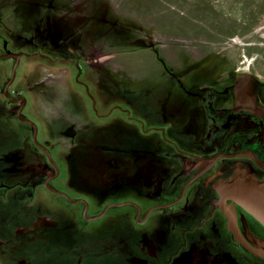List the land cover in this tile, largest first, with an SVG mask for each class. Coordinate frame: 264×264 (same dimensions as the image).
Returning a JSON list of instances; mask_svg holds the SVG:
<instances>
[{
	"label": "rangeland",
	"instance_id": "obj_1",
	"mask_svg": "<svg viewBox=\"0 0 264 264\" xmlns=\"http://www.w3.org/2000/svg\"><path fill=\"white\" fill-rule=\"evenodd\" d=\"M0 24L12 51L43 48L52 57L78 61L84 78L110 104L122 99L150 115L173 116L176 126L185 119L177 113L183 95L173 77L187 85L235 72L264 79V0H0ZM12 63L0 62L1 110L15 109L1 97ZM75 72L66 63L23 59L11 89L29 95L28 112L43 140L54 145L64 187L96 202L113 195L115 203L122 200L121 136L112 123H88ZM8 116L0 117V264H135L123 260L122 207L85 225L81 209L62 197L43 190L31 197L28 189L6 184L21 178L10 168L17 170L25 143L7 149L19 140L12 131L30 137ZM36 153L22 160H37ZM35 214L46 217L47 226L36 228L41 220L35 222Z\"/></svg>",
	"mask_w": 264,
	"mask_h": 264
},
{
	"label": "flooded vegetation",
	"instance_id": "obj_2",
	"mask_svg": "<svg viewBox=\"0 0 264 264\" xmlns=\"http://www.w3.org/2000/svg\"><path fill=\"white\" fill-rule=\"evenodd\" d=\"M1 34L0 55L10 52L19 58L18 62L14 57L0 59L13 61L1 97L15 108L0 109V117L8 121V115H14L30 131L26 138L12 131L19 140L7 149L21 145L24 139L25 143L17 155V170L14 164L10 168L12 175L21 178L6 183L10 188L28 189L31 197L38 190L56 194L81 209L85 225L105 217L110 208L122 207L123 260L135 264H264V225L220 191L221 184L233 183L240 174L263 180L264 79L235 72L187 85L173 77L183 95L177 113L185 119L182 126H176L179 119L150 115L122 99L110 104L109 96L97 93L90 79L84 78V67L78 61L52 57L43 48V52L12 51L9 39ZM34 58L75 69V85L85 91L88 123L94 127L112 123L121 136L122 200L113 203L111 195L96 202L62 184V164L54 145L43 140L38 122L28 112L29 95L11 89L23 59ZM160 108L168 115L172 111L167 103ZM21 119L33 123L35 134L34 127ZM31 150L38 152L37 160L24 162V154ZM35 217V222L41 220L36 228L47 226L46 217Z\"/></svg>",
	"mask_w": 264,
	"mask_h": 264
},
{
	"label": "water",
	"instance_id": "obj_3",
	"mask_svg": "<svg viewBox=\"0 0 264 264\" xmlns=\"http://www.w3.org/2000/svg\"><path fill=\"white\" fill-rule=\"evenodd\" d=\"M5 57H14L18 62V55L7 52L5 55H0V59ZM14 72V70H13ZM12 73V77H13ZM30 123L34 127V134L36 128L28 120L21 119ZM264 169V163L261 164ZM51 191L65 196L64 193L48 187ZM220 191L225 195L235 199L240 205H242L248 212H250L260 223L264 225V176L263 180L259 181L256 177H250L247 179L243 174H240L233 183L221 184Z\"/></svg>",
	"mask_w": 264,
	"mask_h": 264
}]
</instances>
